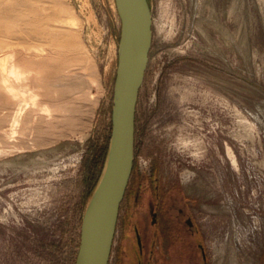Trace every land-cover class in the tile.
<instances>
[{
    "label": "rangeland",
    "instance_id": "obj_1",
    "mask_svg": "<svg viewBox=\"0 0 264 264\" xmlns=\"http://www.w3.org/2000/svg\"><path fill=\"white\" fill-rule=\"evenodd\" d=\"M149 1L110 264H264V0ZM120 35L115 0H0V264L75 263L109 148ZM158 203L193 216L195 239L166 223L156 241Z\"/></svg>",
    "mask_w": 264,
    "mask_h": 264
},
{
    "label": "water",
    "instance_id": "obj_2",
    "mask_svg": "<svg viewBox=\"0 0 264 264\" xmlns=\"http://www.w3.org/2000/svg\"><path fill=\"white\" fill-rule=\"evenodd\" d=\"M121 21L112 130L101 176L85 209L74 264H110L135 165L137 108L154 38L149 0H115Z\"/></svg>",
    "mask_w": 264,
    "mask_h": 264
},
{
    "label": "flooded vegetation",
    "instance_id": "obj_3",
    "mask_svg": "<svg viewBox=\"0 0 264 264\" xmlns=\"http://www.w3.org/2000/svg\"><path fill=\"white\" fill-rule=\"evenodd\" d=\"M131 183V181H130ZM130 187V184H129ZM128 187V190H129ZM127 190V192H128ZM127 195V194H126ZM159 204V206H158ZM157 205L155 204L152 208H151V218H150V224L154 227L153 229V236L156 238L155 240L157 241V238H159L162 240V237H164V235H160V232L162 230H164V227L166 225V223H173L175 225H177L179 228L180 226H186V229L188 230V239L189 240H193L195 239L196 236V231H195V226L196 223L193 219V216H189L188 218L185 217L186 212L184 210H179V212H166L165 208H163V206L160 205V203H158ZM151 238V237H150ZM147 241V240H146ZM151 243L153 242V245L155 246L156 242L154 241V239H151L150 241ZM162 241H160L161 243ZM140 243V241H139ZM149 244V243H148ZM162 245L164 244L161 243ZM147 245V244H146ZM141 246V245H140ZM199 246L203 249V258L206 261L207 260V256H206V252L204 250V247L202 244H199ZM143 250V248H142ZM153 260V257H151L150 262Z\"/></svg>",
    "mask_w": 264,
    "mask_h": 264
},
{
    "label": "bare ground",
    "instance_id": "obj_4",
    "mask_svg": "<svg viewBox=\"0 0 264 264\" xmlns=\"http://www.w3.org/2000/svg\"><path fill=\"white\" fill-rule=\"evenodd\" d=\"M13 72V71H12ZM13 75V74H12Z\"/></svg>",
    "mask_w": 264,
    "mask_h": 264
}]
</instances>
